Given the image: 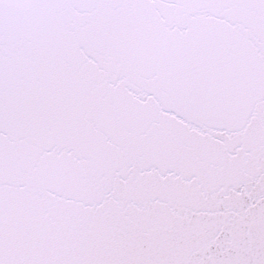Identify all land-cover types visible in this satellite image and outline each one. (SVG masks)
I'll use <instances>...</instances> for the list:
<instances>
[{
	"label": "snow or ice",
	"instance_id": "6c2138e0",
	"mask_svg": "<svg viewBox=\"0 0 264 264\" xmlns=\"http://www.w3.org/2000/svg\"><path fill=\"white\" fill-rule=\"evenodd\" d=\"M0 264H264V0H0Z\"/></svg>",
	"mask_w": 264,
	"mask_h": 264
}]
</instances>
